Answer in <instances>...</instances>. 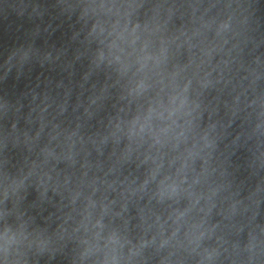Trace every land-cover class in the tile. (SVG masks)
I'll use <instances>...</instances> for the list:
<instances>
[{"label": "water", "instance_id": "water-1", "mask_svg": "<svg viewBox=\"0 0 264 264\" xmlns=\"http://www.w3.org/2000/svg\"><path fill=\"white\" fill-rule=\"evenodd\" d=\"M0 264H264V0H0Z\"/></svg>", "mask_w": 264, "mask_h": 264}]
</instances>
